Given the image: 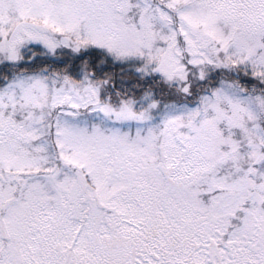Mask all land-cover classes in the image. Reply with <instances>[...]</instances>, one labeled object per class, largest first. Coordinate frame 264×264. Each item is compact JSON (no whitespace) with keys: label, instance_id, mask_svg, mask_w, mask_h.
<instances>
[{"label":"snow or ice","instance_id":"obj_1","mask_svg":"<svg viewBox=\"0 0 264 264\" xmlns=\"http://www.w3.org/2000/svg\"><path fill=\"white\" fill-rule=\"evenodd\" d=\"M0 264H264V0H0Z\"/></svg>","mask_w":264,"mask_h":264}]
</instances>
